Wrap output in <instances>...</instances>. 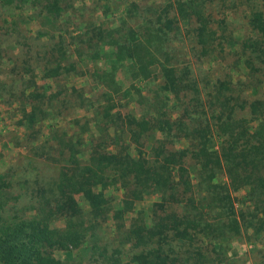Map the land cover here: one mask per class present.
I'll use <instances>...</instances> for the list:
<instances>
[{
	"label": "rangeland",
	"instance_id": "1",
	"mask_svg": "<svg viewBox=\"0 0 264 264\" xmlns=\"http://www.w3.org/2000/svg\"><path fill=\"white\" fill-rule=\"evenodd\" d=\"M56 1L58 14L48 13L44 0H0V217L8 221L31 218L41 196L51 197L49 189L63 178L61 173L70 175L72 154L85 165L94 148L115 153L130 143L131 153L145 151L129 141L125 117L137 122L155 117L174 122L170 131H149L142 143L147 149L162 148L165 155H172L175 181L181 177L180 165L186 171L179 181L186 180L191 187L186 192L179 184L168 192L143 194L131 206L123 184L106 186L103 195L111 213L97 220L83 196L75 194L81 218L90 227L86 234L96 233L99 239L92 237L81 249L72 250L73 261L89 264L95 256L93 247L102 248L107 242L114 248L133 236L131 230L149 227L157 215L167 212L184 217L191 201L196 206L201 202L198 166L192 156L195 140L179 132L177 125L189 123L190 131L211 125L215 131L214 116L221 103L227 109L264 101V68L251 71L249 50L241 53L244 43L256 38L248 26L249 14L264 12V1L203 0L201 16L190 9L181 13L178 6L184 0ZM165 16L171 21L170 30H164L165 62L181 79L177 95L162 93L154 67L149 79L136 81L127 63L113 64L116 39L129 30L146 33ZM111 79L120 93H114ZM141 97L154 108L139 102ZM33 105L39 110L38 120L28 126L23 112L29 113ZM247 111H239L236 118L248 119ZM217 173L220 181L228 182L222 169ZM39 188L46 193L37 192ZM234 197L239 199L241 193ZM115 211L123 212L122 217L115 218ZM52 226L63 229L64 223L58 220ZM262 239L250 242L243 235L224 243L221 255L212 254L201 264H264ZM133 242L122 244L123 250L132 253L141 248ZM172 246L177 264H199L191 260L196 250L205 254L211 248L202 239ZM54 255L66 259L62 251Z\"/></svg>",
	"mask_w": 264,
	"mask_h": 264
},
{
	"label": "trees",
	"instance_id": "2",
	"mask_svg": "<svg viewBox=\"0 0 264 264\" xmlns=\"http://www.w3.org/2000/svg\"><path fill=\"white\" fill-rule=\"evenodd\" d=\"M44 2L48 13L58 14L56 0ZM203 4V0H196V3L184 0L179 3L178 8L181 13L186 14V9H190V13L193 10L200 15ZM156 24L158 26L149 27L146 33L129 30L116 39L113 64L127 63L136 81L149 79L154 67L160 77L159 88L162 93L177 95L181 89V79L175 69L166 64L168 54L164 51L163 43L164 30H170L171 21L166 16L159 17ZM248 26L256 38L244 43L241 53L245 55L249 50L252 62L250 60L247 64L251 71L263 70L264 12H250ZM159 56L163 57V62L159 61ZM111 80L116 86L114 80ZM114 86V93H120L121 88ZM124 90L129 94L127 89ZM139 99L148 108H154V104L146 97ZM154 102L158 104L156 100ZM223 104L225 103H221L214 116L215 131L211 125L193 127L192 131L188 127L189 123L177 125L179 132H184L185 136L191 134L195 140L196 149L192 156L198 166L197 186L203 193L199 205L196 206L194 200L191 201L189 214L184 217L167 212L164 216L157 215L149 227L131 230L133 236L119 241L114 248L107 242L102 248L93 247L95 256L89 264H177V253L173 250L172 243L192 244L202 239L208 241L210 250L205 254L196 250L195 257L189 258L201 264L202 259L208 260L212 254L221 255L224 243L240 239L243 235L250 242L261 241L264 236V101L257 100L247 106H227V109L222 107ZM244 110H248V119L236 118L237 113ZM37 111L39 110L33 105L29 113L23 112L26 125L32 126L37 122ZM124 120V131L131 144L143 146L145 151L137 153L134 149L137 155L131 153L130 143L124 151L117 150L115 153L94 148L85 165L80 164L79 159L72 154L70 160H73L74 166L70 169V175L68 172L61 173L63 178L49 189L51 197L42 199L41 196L38 207L33 208L34 215L31 218L8 221L0 217V264H77L73 261L72 250L81 249L92 237L95 240L99 238L96 233L86 234L90 227L81 218L75 194L83 196L90 215L97 220L111 213L106 208L103 190L115 183L123 184L126 194L131 196V206L143 194L168 192L179 184L184 191L191 190L186 180L183 183L179 181L186 171L180 165L177 170L181 177L179 174V180L175 181L176 159L172 155H165L162 148L147 149L142 143L149 131H170L174 122L159 117L152 121L137 122L126 117ZM114 126L113 123L110 128ZM218 169H222L228 182L218 179ZM38 191L46 193L45 188H39ZM236 193H241L239 199L234 197ZM190 199L191 197L187 199L189 203ZM162 207L161 205L160 208ZM122 215L123 212L115 211V218H121ZM58 220L63 221V229L52 226ZM129 242L134 245L136 243L141 248L132 253L123 250L122 244ZM57 251L64 252L66 259L62 261L57 258L54 255Z\"/></svg>",
	"mask_w": 264,
	"mask_h": 264
}]
</instances>
